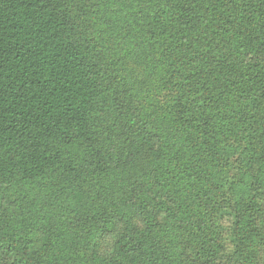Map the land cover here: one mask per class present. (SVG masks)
Instances as JSON below:
<instances>
[{
	"label": "trees",
	"instance_id": "trees-1",
	"mask_svg": "<svg viewBox=\"0 0 264 264\" xmlns=\"http://www.w3.org/2000/svg\"><path fill=\"white\" fill-rule=\"evenodd\" d=\"M127 1L0 0V264H264V0Z\"/></svg>",
	"mask_w": 264,
	"mask_h": 264
},
{
	"label": "rangeland",
	"instance_id": "rangeland-1",
	"mask_svg": "<svg viewBox=\"0 0 264 264\" xmlns=\"http://www.w3.org/2000/svg\"><path fill=\"white\" fill-rule=\"evenodd\" d=\"M114 1L115 5L111 12L117 16H121V12L126 9V4L129 3L127 0ZM89 12L92 14L93 12H97V14H99V17L102 16V0L100 6L97 9L90 10ZM112 28H114L113 25ZM98 36L101 39L98 45L100 46V49L102 51V28H99ZM119 42L122 43L120 39ZM128 45V43L110 45L113 51V55L111 57L112 63L116 71H119V75L121 77H124L130 86H134L136 88L138 94V102L142 105H149L150 110H152V102L157 101L162 103L164 101V95H160V93H158V91L156 90L157 67L153 69H147L145 66L141 65L137 61V58L132 56V52H130V50L133 49V44H131V46ZM232 250L233 247L228 246L225 256L231 254ZM234 260L235 259L229 257L228 264H235ZM223 261L225 262V258Z\"/></svg>",
	"mask_w": 264,
	"mask_h": 264
}]
</instances>
